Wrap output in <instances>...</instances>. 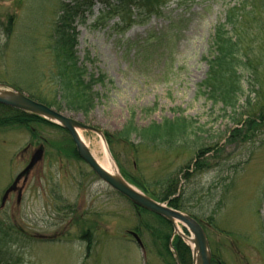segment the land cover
<instances>
[{"label":"rangeland","instance_id":"obj_1","mask_svg":"<svg viewBox=\"0 0 264 264\" xmlns=\"http://www.w3.org/2000/svg\"><path fill=\"white\" fill-rule=\"evenodd\" d=\"M60 1L0 0V87L53 101ZM176 2L168 11L185 14L188 26L171 55L161 51L146 63L135 44L147 31L163 29L164 19L125 34L94 25L92 16L77 26L79 60L106 80L95 88L99 98L88 115L60 113L98 129L103 140L82 132L90 149L102 159L105 146L141 192L145 186L160 199L177 179L183 212L205 227L211 264H264V0H254L258 8L238 30L250 61L240 68L234 108L212 101L202 83L215 56L213 27L224 23L236 0H190L180 7ZM180 116L195 121L192 147L139 145L135 137H120L130 122L142 129ZM34 127L37 138L23 128L0 131V264H192L172 226L168 253L162 254L155 232L148 230H159L160 221L134 209L74 155L58 150L67 147L61 128ZM38 144L45 147L43 159L22 177Z\"/></svg>","mask_w":264,"mask_h":264},{"label":"trees","instance_id":"obj_2","mask_svg":"<svg viewBox=\"0 0 264 264\" xmlns=\"http://www.w3.org/2000/svg\"><path fill=\"white\" fill-rule=\"evenodd\" d=\"M174 1H60L56 20V28L59 34L54 44V51L57 55V72L53 79V101L45 103L39 98H30L54 108L58 112L66 111L81 113L84 116L88 115L94 109L99 98L98 93L95 92V88L99 84H103L106 77L102 74H90L85 64L79 60L75 49L77 47L78 36L76 31L77 26L84 25L87 18L92 16L94 17V25H102L117 34H125L134 26H147L154 18L164 19V22L167 24L163 29L156 32L154 30L147 31L145 37L138 40L135 44L138 49V55L146 63L151 58L160 56L162 54L161 51L168 52L171 55L174 45L178 42V38L188 26V17L185 14L176 13L174 15V10L168 11ZM184 1L190 2V0H177L176 6L180 7L179 4L181 2L184 5ZM192 1L194 2L195 0ZM256 4L254 0H236L234 5L225 12L224 23H217L214 26L211 47L215 51V56L207 62L208 73L205 81L202 83V87L206 90L212 101H219L223 106L235 107L240 92V68L249 66L250 58L246 54L241 38L238 36V30L245 16L250 15V13L253 14L258 8ZM96 5H100L97 15L94 14ZM261 7H264V4ZM88 60L89 57L87 56L86 61ZM35 125L38 128H41V126L53 129L59 128L38 117L0 106V131L10 129L21 130L23 128L29 131L31 138H37L39 136V129L34 127ZM195 125V121L187 120L181 116L174 120H164L160 124L153 123L149 127L142 129L134 126V122H130L123 132H121L120 137L129 142L133 141V137H135L140 141L139 145H166L173 149L181 148V145L192 147L197 143V139H195L197 137V132L194 129ZM62 131L68 138L67 133L64 130ZM234 137L231 138L233 139ZM67 138V147L65 146L66 148H59L58 150L68 153L69 157L74 155L78 159L70 139ZM196 166L201 167L199 165ZM123 175L127 180H131L127 174L123 173ZM187 177L185 176L184 178L186 179ZM177 186L178 180L173 179L160 199L161 201H168L171 208L183 211L181 206L183 193L180 194L181 196L179 195V198L170 200V197L176 194ZM143 190L152 198L160 200L151 194L145 186ZM143 212L160 221L159 230H156L154 227L147 228L150 232H155V235L152 233V236L156 238L162 254H167L168 248L166 242L171 233L169 224L157 216L145 211ZM170 261L168 260L166 263L168 264Z\"/></svg>","mask_w":264,"mask_h":264},{"label":"water","instance_id":"obj_3","mask_svg":"<svg viewBox=\"0 0 264 264\" xmlns=\"http://www.w3.org/2000/svg\"><path fill=\"white\" fill-rule=\"evenodd\" d=\"M0 105L36 116L66 130L70 135L79 158L90 168V170L96 175L99 180H101L109 188L123 196L134 206L155 214L158 217L169 222L173 227L174 232L177 233L180 238H184L193 244V264L211 263V253L206 234L201 226L192 217L179 211L173 210L166 204L158 203L152 200L151 198L147 197L139 190L134 188L132 185H130L119 172L105 146L104 147L107 150L111 163L113 164L115 174L107 172L96 162L89 149L81 141L79 132H93L100 136L101 140H103L104 137L98 129L69 119L63 114L55 111L54 109L38 103L11 88H0ZM42 156L43 151L41 149L35 151L23 174H27L33 167H35L41 161ZM10 191L11 190H8L5 193L2 203L5 202ZM178 224L182 225L188 231L191 236L190 238L178 232ZM133 237L139 247L143 248L140 239L134 234ZM195 255H197V258H195Z\"/></svg>","mask_w":264,"mask_h":264},{"label":"bare ground","instance_id":"obj_4","mask_svg":"<svg viewBox=\"0 0 264 264\" xmlns=\"http://www.w3.org/2000/svg\"><path fill=\"white\" fill-rule=\"evenodd\" d=\"M79 136L81 141L85 144V146L89 149V151L91 152L92 156L94 157V159L96 160V162L103 168L105 169L107 172L111 173V174H115V170L113 167V164L111 163L110 157L107 153V150L105 149V147L102 145V151L104 153V157L102 159H100L91 149L90 146L88 144V142L86 141V139L84 138L83 134L81 132H79ZM179 231V230H178ZM188 246L190 247L192 253L194 252V248H193V244L190 243L188 241ZM195 258H197V255H195ZM197 260V259H196Z\"/></svg>","mask_w":264,"mask_h":264},{"label":"flooded vegetation","instance_id":"obj_5","mask_svg":"<svg viewBox=\"0 0 264 264\" xmlns=\"http://www.w3.org/2000/svg\"><path fill=\"white\" fill-rule=\"evenodd\" d=\"M40 141H43V139L41 138ZM40 146L43 147V148H45L43 144H38V147H40ZM22 177H24V176H22ZM15 191H16V188L13 189L12 193L15 192ZM12 193H11V194H12Z\"/></svg>","mask_w":264,"mask_h":264}]
</instances>
